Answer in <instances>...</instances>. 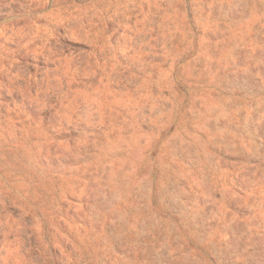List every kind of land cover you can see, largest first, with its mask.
<instances>
[{
    "label": "rangeland",
    "instance_id": "rangeland-1",
    "mask_svg": "<svg viewBox=\"0 0 264 264\" xmlns=\"http://www.w3.org/2000/svg\"><path fill=\"white\" fill-rule=\"evenodd\" d=\"M0 264H264V0H0Z\"/></svg>",
    "mask_w": 264,
    "mask_h": 264
}]
</instances>
